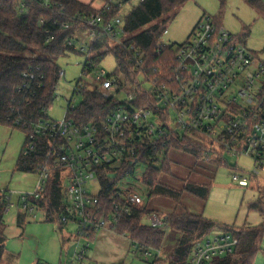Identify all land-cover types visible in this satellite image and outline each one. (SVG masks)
Instances as JSON below:
<instances>
[{"label":"built area","instance_id":"1","mask_svg":"<svg viewBox=\"0 0 264 264\" xmlns=\"http://www.w3.org/2000/svg\"><path fill=\"white\" fill-rule=\"evenodd\" d=\"M31 3L66 14L63 5L52 0H22L20 8L25 9ZM126 3V0H105L95 15L70 16L71 22L86 25L69 41L76 46L79 32L86 30L88 43L76 46L81 52H88L82 75L96 71L91 82L76 84L75 93L97 90L105 100H117L118 105L100 122L79 124L68 117L69 111L76 107L74 104L69 105L61 120L48 115L38 121L16 120L17 125L29 128L23 154L37 157L39 178L32 191L0 190L4 215L15 209L19 214L30 212L36 216L40 212L37 202L58 171L64 196L60 221L70 234L64 247L75 244L65 264H103L90 256L93 235L106 227L114 230L124 214L146 208L151 191L146 177L151 169H163L168 163L175 138L198 136L197 140L208 147L201 158L205 162L211 161L208 153L251 159V170L242 169L243 173L233 175L241 186H248L264 172V57L249 49L223 23L204 14L186 41L174 45L175 63L155 76L147 75L143 70V54L135 45L125 44L127 35L121 11ZM117 9L120 12L113 13ZM42 22L48 33L51 24L45 19ZM55 25L71 27L70 22L55 21ZM168 33L167 28L158 42L159 48L169 46L162 40ZM105 38L124 46L129 60L135 64L138 76L132 85L134 91L127 90L128 81L116 70L107 75L104 69L97 70L98 66L92 64L90 59L96 53L92 47ZM65 75L61 69L59 81ZM24 76L25 86L30 88L36 76L28 72ZM59 81L54 86L55 99ZM145 99L149 104L141 105ZM124 167L127 171L112 186L120 201L104 216L100 205L105 187L101 179L114 180ZM145 219L153 227L167 224L166 217L154 212ZM240 242L231 231H213L196 241L178 264H217L235 254ZM144 255L148 260L153 258L155 264L163 257L161 249L152 247H144Z\"/></svg>","mask_w":264,"mask_h":264},{"label":"trees","instance_id":"2","mask_svg":"<svg viewBox=\"0 0 264 264\" xmlns=\"http://www.w3.org/2000/svg\"><path fill=\"white\" fill-rule=\"evenodd\" d=\"M22 0H0V126L8 125L23 130L29 128L19 126L16 120L38 121L46 117L47 108L55 100L54 86L59 81L60 65L57 59L70 52L82 53L69 41L77 31L86 25L80 22H71V15L85 13L88 16L101 11L94 5L96 0L89 2L83 0H52L54 4L61 3L66 10L65 15H60L46 10L38 3H31L25 9L20 8ZM105 1V0H104ZM131 0H126L130 2ZM188 0H144L133 6L132 10L124 16V30L127 35L126 45H135L144 56V72L155 76L167 69L168 65L175 63L174 45L158 47V42L165 29L176 17V11ZM253 1V0H250ZM120 12L119 9L113 13ZM45 19L51 24L50 31H45ZM220 23L222 21L217 19ZM55 21L70 22V28L55 25ZM148 26V27H146ZM248 33L239 35L246 43ZM106 50H101L103 47ZM92 49L96 52L90 59L94 66L110 53L114 54L117 61L116 74L124 76L128 81V91H134L132 85L137 80L138 71L135 64L129 60V54L119 44L105 38L97 42ZM32 73L35 81L29 88L25 86L27 79L24 74ZM44 76L43 80L40 79ZM41 83V86H39ZM82 101L68 117L77 123L100 122L104 115L118 105L117 100H105L97 90H84ZM145 99L141 105H148ZM189 135L184 138H175L172 146L174 149L191 153L197 158L207 154V145L198 140H191ZM210 155V162L220 166L225 164L224 157ZM38 159L35 155L25 156L23 148L17 160V169L20 171L37 172ZM168 171V164L163 167ZM163 169L153 168L146 177V184L151 187L150 196L167 195L176 200L181 193L158 181V175ZM126 167L120 170L114 180L101 179L104 185V194L101 196V214L108 216L114 204L120 198L112 190L114 182L125 174ZM256 179V178H254ZM253 181V180H252ZM185 190L207 199L210 186L189 182ZM40 211L44 212L46 221L56 222L61 231L64 224L60 221V214L64 210V196L62 193L61 179L57 171L48 181L42 198L37 202ZM5 203H0V264L6 254L7 235L4 215ZM251 210L259 211L264 216V191L257 201L249 205ZM153 211L148 209L133 210L124 214L115 224L114 230L128 236L135 244L136 252L144 254V247L161 249L168 229L180 232L181 239L175 254L170 257L173 264L183 261L189 254L194 243L213 231H231L240 238L241 244L235 254L222 259L217 264H254L256 254L262 249L264 237V221L258 225L221 224L212 218L192 213L169 214L165 226L153 227L145 223V217ZM29 212L18 215L19 223H24ZM94 238V235H93ZM163 259H161L162 261Z\"/></svg>","mask_w":264,"mask_h":264},{"label":"rangeland","instance_id":"3","mask_svg":"<svg viewBox=\"0 0 264 264\" xmlns=\"http://www.w3.org/2000/svg\"><path fill=\"white\" fill-rule=\"evenodd\" d=\"M138 2L139 0L127 2L122 8V16L128 14ZM204 14L220 19L223 25L234 34L248 33L246 46L264 57V0H188L177 9L176 17L168 25L169 33L162 38L163 42L177 45L186 41L193 28H191L192 23ZM82 43H88L86 30L79 32L77 48H80ZM87 55V51L81 54L70 52L56 60L61 69L65 70L66 75L59 81L58 97L48 107L47 115L51 119L61 120L70 104L78 106L81 103L82 94L75 93L78 82L94 80L96 71L89 75H82ZM116 67V57L110 53L99 63L97 70L104 69L107 75H110ZM26 137L27 134L19 128L0 126V190L32 191L35 188L39 178L38 172L17 169V160ZM189 137L191 140L198 138L196 135ZM224 161L226 163L218 166L212 179L204 214L221 224L236 226L261 224L264 216L259 211L251 210L249 205L257 201L261 191H264V172H260L258 178L253 179L248 186H241L233 179V175L251 170L252 160L245 156L224 154ZM18 215V211L12 209L5 216V233L8 239L2 264H32L35 259H40L41 264L46 262L58 264L61 254L62 264L70 259L75 244L69 248L64 247V240L69 233L65 235L56 222L46 221L42 211L36 212V216L35 213L29 212L22 224L19 223ZM144 221L148 223L146 219ZM181 237L180 232L169 230L164 242L163 260L158 264H173L169 256L175 254ZM67 244L69 243L66 241ZM62 245H64L63 252ZM126 264L155 263L153 258L148 260L144 254L136 252L130 253ZM254 264H264V237L262 249L256 254Z\"/></svg>","mask_w":264,"mask_h":264},{"label":"crops","instance_id":"4","mask_svg":"<svg viewBox=\"0 0 264 264\" xmlns=\"http://www.w3.org/2000/svg\"><path fill=\"white\" fill-rule=\"evenodd\" d=\"M103 3L104 0H96L94 5L100 8ZM198 21L199 20L194 21L191 28H194ZM167 164L168 171L163 169L159 173L157 179L164 186L180 192V198L176 200L167 195H149L145 203L146 209L151 210L162 217H167L169 214L173 213L185 214L187 212L206 216L204 210L207 199H203L185 190V186L187 183L193 182L201 185H208L211 188L212 179L218 170V165L212 162L202 161L193 154L179 149L171 150L170 160ZM169 230L172 229H168L165 239ZM62 232H64L65 235L69 233L68 229H64ZM164 242L161 248L162 254H164L165 251ZM63 246L64 245H62L61 249L62 252ZM135 248V244L128 236L120 234L110 227H106L95 234L92 241L90 256L93 260L103 264H126V260L130 253H136ZM173 255L174 253L170 255L169 258ZM61 256L62 254L60 255L58 264H62ZM46 263L51 264L49 262ZM32 264H41V261L40 259H35Z\"/></svg>","mask_w":264,"mask_h":264}]
</instances>
